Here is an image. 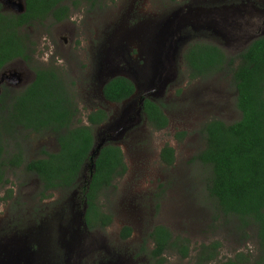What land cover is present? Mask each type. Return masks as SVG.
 Returning a JSON list of instances; mask_svg holds the SVG:
<instances>
[{
	"label": "rangeland",
	"instance_id": "1",
	"mask_svg": "<svg viewBox=\"0 0 264 264\" xmlns=\"http://www.w3.org/2000/svg\"><path fill=\"white\" fill-rule=\"evenodd\" d=\"M212 1L216 0H69V6L77 3L69 22L51 25L50 19L29 30L37 44L35 58L40 57L32 70L51 69L60 75L79 110L75 126L85 124L97 109L108 113V121L94 128V136L98 140L107 135L106 144L121 147L128 172L98 198L102 212L113 219L111 225L84 229L81 181L87 180L85 174L72 190L41 197V182L26 172L25 166L6 168L8 183L0 188V234L4 239L17 242L32 236L31 230L56 229L74 217L81 232H76L70 264H156L148 238L156 226H165L176 237L191 241L189 258L167 255L166 264H200L201 246L216 241L222 248L218 260L211 264L225 262L240 252L257 255L256 228L241 229L237 217L221 213L207 190L211 168L194 161L205 146L200 130L206 122L217 119L232 124L242 117L232 71L228 68L211 78L190 81L184 53L190 45L205 42L221 48L228 58H236L255 39L246 43L239 32L250 36L260 30L264 33V13L256 11L255 4L247 14L228 12ZM255 3L263 5L264 0ZM215 7L218 10H211ZM171 23L173 27L168 28ZM85 29L92 41V61L86 65L77 58L85 41L90 46ZM163 31L169 35L159 48L156 37ZM76 39L80 46L75 45ZM74 73L86 76L91 85L81 84ZM118 75L136 87L135 95L119 105L108 102L102 92L103 84ZM143 98L164 104L169 118L165 130L153 131L143 113L136 117ZM130 101L133 104L127 107ZM5 142V158L21 153L25 163L59 150L52 132L19 129ZM166 146L176 154L171 167L161 161ZM125 227L132 230L127 240L121 238ZM49 234L45 233V238ZM62 235L70 239L67 233Z\"/></svg>",
	"mask_w": 264,
	"mask_h": 264
},
{
	"label": "trees",
	"instance_id": "2",
	"mask_svg": "<svg viewBox=\"0 0 264 264\" xmlns=\"http://www.w3.org/2000/svg\"><path fill=\"white\" fill-rule=\"evenodd\" d=\"M68 1L25 0L24 13L9 15L0 4V71L15 60L28 59L32 50L35 51L37 44L29 31L31 28L42 26L50 19L54 25L70 17ZM184 62L190 81L208 79L231 69L237 90L236 104L242 115L232 124L217 119L206 122L200 130L205 146L194 158L195 162L211 168L207 190L221 213L237 217L241 229L257 230L256 256L240 252L219 264H264V38L254 40L236 58H228L216 45L196 42L185 51ZM60 80L54 70L42 69L37 71L36 81L12 104L2 101L5 95L0 97V188L7 183L6 168L25 166L26 172L38 176L44 194L50 190H72L85 174L87 180L81 181L86 200L85 223L90 228H106L113 219L102 212L98 198L127 174L124 152L117 145L106 144L98 158L92 160L96 143L94 128L106 123L109 115L97 109L87 116L85 124L75 126L79 110ZM102 92L108 102L119 105L135 95L136 87L120 76L107 82ZM143 114L153 131H163L169 126L162 103L144 99ZM19 129L54 133L58 152H45L44 158L27 163L21 153L5 158V138ZM175 158L172 147L162 150L161 161L169 167ZM131 235V228L125 227L121 238L127 240ZM148 238L153 243L150 256L156 264H166L167 255L181 259L191 255V241L176 237L165 226L154 227ZM221 248L218 241L202 245L199 263L216 262Z\"/></svg>",
	"mask_w": 264,
	"mask_h": 264
},
{
	"label": "flooded vegetation",
	"instance_id": "3",
	"mask_svg": "<svg viewBox=\"0 0 264 264\" xmlns=\"http://www.w3.org/2000/svg\"><path fill=\"white\" fill-rule=\"evenodd\" d=\"M211 3L221 5V6L223 5L224 8H228V9H225V10H228V12L230 11L234 13L242 12V14L244 12L245 14H247V9L250 7H253L252 4H255L257 6L255 7V10L264 13V4L263 5L256 4L255 0H216V1H212ZM0 4L3 7L2 11L5 12L6 14L9 15L11 13H15L13 12V9L11 7L6 6L8 4L5 3L6 5H4L2 2H0ZM73 4L71 6L70 17L63 22H69V19L72 17L71 15L73 13L72 8H75ZM217 8L218 7H215V8H212L211 10L216 11L218 10ZM202 11H206L209 13L207 9H204ZM222 20H225V19H222ZM61 23H58V24H61ZM259 30L260 28L258 29V31ZM74 33L75 31L73 29L70 35L72 36ZM84 34H85V38L88 37V40H89L88 44H90V46H88L85 41V44L81 48L78 49L79 52L77 53V58L81 60L83 64L86 65L88 64L87 61L89 62L92 61V46H91L92 41H91V38H89L88 36V30L86 31L85 29ZM239 35L241 36L240 39L245 40L246 43L247 41H250L254 38H255L254 40L264 38V33H261V30L258 33L254 34L253 36H250V33L247 34V32H243L242 35L239 32ZM73 38L74 37L71 38V42H73ZM251 42L247 44V47L251 44ZM76 44L80 46L81 41L76 39L75 45ZM35 52L29 54L30 56L28 59H18V60H15L7 64L0 71V97L2 95H5V97L2 98L3 102L7 104H12L17 97H19L22 93H24V91L36 81L37 71L42 70V69L36 68L32 70L33 63L35 62L39 63L40 61L39 56H37L38 60H36L35 54H34ZM57 54L58 52L56 50V55ZM59 55L60 54L57 55V58ZM71 67L73 70L75 68L74 64H72ZM73 75L75 77H78L79 80L81 81V84H84L86 87L91 85V83L88 84L89 81L87 82L86 76L85 77L83 75L76 76L75 73ZM144 99L145 98L141 99L140 103H142ZM35 176L38 178L37 175ZM5 179L7 180L6 176H5ZM38 180L40 181L39 178ZM7 183H8V180H7ZM58 190H50L44 194L43 184H42V191L40 195L41 197H44L46 194H50L51 192H55ZM84 195L85 193H83V205L86 209V200H85ZM83 214L81 213V215L83 216V221L85 222L84 220L85 211ZM74 220L75 218L73 217L71 221L67 223V225L66 224L58 225L56 229L53 228L54 230L51 229L46 232H44L43 228L31 230L30 232L33 233L32 236L22 237L21 240L17 242L12 241V240H6L3 238L5 236L0 234L1 235L0 236V264H63V261H64V264H70L69 257H73L75 253V243L77 241L76 232L77 231L81 232V228H78L74 224ZM83 226H84V229H87L89 227L86 223H84ZM45 233H48V234L50 233V234L45 238ZM62 233H67V237H69L70 239L65 240ZM51 234H52V239H49L51 238ZM28 238H31V240L29 241ZM46 246L50 247L51 249H46Z\"/></svg>",
	"mask_w": 264,
	"mask_h": 264
},
{
	"label": "water",
	"instance_id": "4",
	"mask_svg": "<svg viewBox=\"0 0 264 264\" xmlns=\"http://www.w3.org/2000/svg\"><path fill=\"white\" fill-rule=\"evenodd\" d=\"M4 3L8 4L15 13L17 14H22L25 12V9H26V6H25V0H2ZM170 27H173L172 26V23L171 25L169 24L168 25V28ZM172 33H170L171 35ZM169 35V32L168 31H163L162 33H159L157 35V39H159L158 43H159V48L160 47H164V40L165 38H167V36ZM159 52V51H158ZM160 69V68H159ZM159 74V73H158ZM122 75H118V76H113L111 77L108 81H106L104 84H103V87H102V90L104 88V86L107 84V82H109L110 80L116 78V77H120ZM125 77V76H123ZM127 78V77H126ZM130 100V99H129ZM127 100V101H129ZM132 102L130 101L129 103H127V107H131L132 106ZM143 104H144V101H142L141 103V108H139V110L136 112V117L139 118L141 113H143ZM139 105H140V102H139ZM124 117V116H123ZM125 118V117H124ZM110 136V135H108ZM96 139V138H95ZM108 141V137L107 135L101 137L100 139L96 140V143H95V147L94 149L92 150L91 152V156H92V160L94 161L95 159L98 158L99 154H100V151L101 149L106 145ZM86 211V209H85Z\"/></svg>",
	"mask_w": 264,
	"mask_h": 264
}]
</instances>
